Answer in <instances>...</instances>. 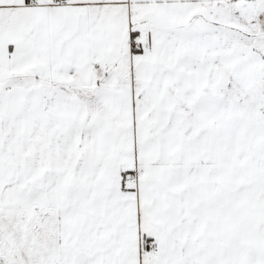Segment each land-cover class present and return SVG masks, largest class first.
<instances>
[{"label":"snow or ice","instance_id":"snow-or-ice-1","mask_svg":"<svg viewBox=\"0 0 264 264\" xmlns=\"http://www.w3.org/2000/svg\"><path fill=\"white\" fill-rule=\"evenodd\" d=\"M0 264H264V0H0Z\"/></svg>","mask_w":264,"mask_h":264}]
</instances>
